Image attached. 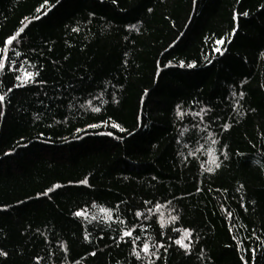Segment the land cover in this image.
<instances>
[{"label":"trees","instance_id":"1","mask_svg":"<svg viewBox=\"0 0 264 264\" xmlns=\"http://www.w3.org/2000/svg\"><path fill=\"white\" fill-rule=\"evenodd\" d=\"M43 3L0 0V38L25 28L20 59L38 66L44 81L14 89L0 116V250L8 252L0 264H135L129 245L109 239L115 233L71 213L95 200L119 204L121 218L133 221L131 212L153 198L179 209L165 229L166 247L179 234L172 227L193 230L194 254L185 257L171 245L167 264H241V255L264 264V0H63L49 18L34 20ZM234 12L248 16L233 21ZM219 38L223 55L213 51ZM181 61L196 67L181 68ZM241 91L242 106L230 95ZM88 101L100 111L93 113ZM209 101L219 119L205 121L204 132H192L191 115L175 116L177 104L187 113ZM221 121L233 125L229 132H219ZM208 131L222 143L205 141ZM203 144L228 146L230 161L214 174L198 167L204 157L187 156ZM54 186L60 187L41 195ZM170 211L162 209L161 219ZM254 228L257 238H247ZM158 230L136 234L156 239ZM237 240L258 250L237 251ZM200 248L209 260H197Z\"/></svg>","mask_w":264,"mask_h":264},{"label":"snow or ice","instance_id":"2","mask_svg":"<svg viewBox=\"0 0 264 264\" xmlns=\"http://www.w3.org/2000/svg\"><path fill=\"white\" fill-rule=\"evenodd\" d=\"M62 2L63 0H55V4L53 5V7L49 8V0H44V3L36 9L37 14L34 16V20L38 21L41 18H49L50 14L53 11V8L62 5ZM111 2L113 4H116L117 0H111ZM101 3H103V0H101ZM193 3H195V0H193ZM148 11L151 12L152 9L149 8ZM92 15H94V13L90 12L89 16ZM239 15L247 17L248 13L244 12L241 14L234 12L232 16L233 21H236ZM130 27L135 26L132 25ZM72 31L76 32L78 31V29L74 28L72 29ZM236 32L237 29L234 27L232 29V33L235 34ZM26 34V29L21 28L18 31H15L14 34L8 33L5 34L2 38H0V86L6 87L5 92H0V116L5 115L4 109L6 107V102L10 100L9 94H11L14 89L25 88L27 85L32 83H44L43 80L37 79L41 75L40 68L36 65H29L27 58H24L23 60L20 59L23 54L18 51L17 48L21 46L22 36ZM223 43L224 38H219L213 42V44L215 45L213 47V51L216 54L223 55V49L222 47H220V45H222ZM125 56H127V53H125ZM208 63H212V61L209 60ZM29 67L34 68L35 71H29ZM180 67L193 69L196 67V64L194 62L189 63L181 61ZM7 73L12 74L10 78L6 77ZM6 78L8 79V85L10 86L5 85ZM79 79L80 81H83L84 77H80ZM69 88L74 90V85H69ZM230 95L236 97L237 103L242 106L245 96L244 92H239L238 96L235 92L230 93ZM76 99H78V97H72V100ZM92 99L96 100L97 97L93 96ZM100 102L104 103L105 101L101 99ZM112 102H116L115 95L112 96ZM87 103L93 113H97L100 111V108L91 106V101H88ZM210 103L211 102L209 101L204 106H201L197 111H190L187 113L182 111L181 106L177 104L175 106V116L178 120H180L184 119L188 115H191L196 121L195 123H193L192 132L196 134L204 132L206 131V129L201 127V125L204 124L205 121H208L209 126H211L212 124L216 123L217 119H219V114L213 110L216 106H208ZM80 107L83 108L84 105H81ZM235 111L237 114H240L238 108H236ZM89 126L96 127L97 125L92 124ZM111 127L118 128L119 125L116 123H112ZM232 127L233 125L231 123L221 121L219 132L227 133ZM120 130L123 131V129ZM185 131L188 130L185 129L184 131L179 133V136L181 138L184 137ZM217 134V132L208 131L207 135L204 136L203 139L205 141H208L209 137H211V145L221 144L222 140H218L216 138ZM108 135H112V133H108ZM188 139H192V137L189 136ZM180 142L181 141L178 139L177 143L179 144ZM153 147H155V145H153ZM183 147L185 149H188L190 145L188 143H184ZM227 147L228 146L226 144L223 145L222 148H212L207 146V144H203L200 147H195L191 151H188L187 156L192 158L193 162H195V160L199 159L200 157H204L203 159H200L198 167L202 170V173L206 172L208 174H214L219 169L224 167L227 162L230 161V156L226 151ZM5 155H10V153H5ZM153 179H155V177H153ZM78 183L84 186H88L87 180H82ZM58 187L60 186H54L52 188H49L45 192H42L41 195L47 196L49 193L55 192L56 188ZM240 187H243V185H240ZM195 191L199 193L201 192V188L196 187ZM237 191H239V188L237 189ZM173 199L179 201L182 198L174 197ZM122 203L127 204V201H122ZM141 207H143V210H141ZM165 207L171 209V211L168 213L167 219L162 220L161 217L164 215L162 209H165ZM240 207L244 208L245 204L241 203ZM92 209H98V211L92 212ZM2 210L3 209H0V211ZM129 211L131 212V210ZM71 215L74 219L77 220V222L82 219L85 221V223L89 225H95L98 230L103 231L104 229H106L107 231L115 233V235L109 237V239L117 247H120L124 244L129 245L128 256L132 258L135 264H159L161 259H163L164 264H167V254L170 251L171 245H174L177 249H179L185 257L190 258L195 252L192 238L193 230L189 227H185L182 230L172 227L170 229L171 232L179 234L176 236L168 237V239L171 241V244L168 247H166L165 244L162 242L167 235L165 229L169 228L170 223H175L179 219V209L173 205L172 200L165 199L164 203L159 202L155 198H153V200H143L142 206L138 205L136 207V210L134 212H131V215L135 217L133 221H126L125 219L121 218L123 213L119 208V204L114 207H105L101 206L100 204H97L95 200L91 202L88 208L78 207L75 211L71 213ZM231 216L232 213L229 212L228 217ZM144 221H149L150 223L145 224L143 223ZM114 225H116V227H114ZM156 226H158L159 228V230L156 231V239H145L141 235L136 234L138 229L143 233H147L149 227L155 229ZM107 231L104 232V235H107ZM228 231L231 234L233 229L230 227ZM257 232L258 229L254 228L252 230L251 236L247 238H257ZM91 236L92 234L87 229H84L83 241L85 243L91 242ZM100 239H103V236L100 237ZM196 239L198 240L199 238L196 237ZM233 239L236 240V237L233 236ZM60 250L62 252H67V245L62 243L60 245ZM236 250H243L246 252H252L254 254L258 249L245 248L243 240H237ZM199 253L200 255L197 256L198 261L203 262L205 260L210 259V257L204 255L203 248L199 249ZM88 255L94 257L96 256V252H89ZM7 256V251L0 250V258H6ZM252 259L255 260L254 255ZM240 261L241 264H249V260L243 255L240 256Z\"/></svg>","mask_w":264,"mask_h":264}]
</instances>
